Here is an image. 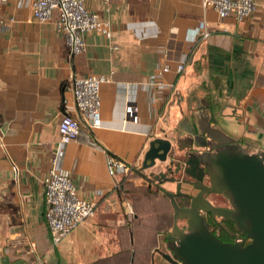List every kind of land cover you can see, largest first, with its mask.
I'll return each mask as SVG.
<instances>
[{
  "label": "crops",
  "instance_id": "1",
  "mask_svg": "<svg viewBox=\"0 0 264 264\" xmlns=\"http://www.w3.org/2000/svg\"><path fill=\"white\" fill-rule=\"evenodd\" d=\"M254 2L253 14L234 24L203 13L200 0H84L109 22L111 38L85 35L84 52L72 58L53 17L39 24L28 0L0 2V264H108L123 252L122 234L131 220L133 234L149 242H130V264L150 263L167 202L141 191L132 174L113 189L105 159L137 165L166 123L188 116L192 107L264 153V0ZM202 19L210 35L191 45L190 30ZM181 62L184 71L177 75L173 67ZM163 64L170 71L159 77ZM108 74L112 81L99 87L101 128L89 131L79 121L77 138L60 147L55 161L94 212L50 248L41 180L50 168L61 99L69 79ZM127 104L136 107L135 124L122 123ZM69 112L74 114L71 107ZM97 191L104 196L97 198Z\"/></svg>",
  "mask_w": 264,
  "mask_h": 264
},
{
  "label": "built area",
  "instance_id": "2",
  "mask_svg": "<svg viewBox=\"0 0 264 264\" xmlns=\"http://www.w3.org/2000/svg\"><path fill=\"white\" fill-rule=\"evenodd\" d=\"M6 0H0L4 2ZM31 18L39 24L47 23L53 17V27L60 33L67 51V57H74L84 52L83 38L89 33L102 36L106 40L111 38L110 24L101 20L89 11L84 0H28ZM106 4L108 0H100ZM204 13L210 10L219 21L230 19L234 24L248 19L255 10L254 0H200ZM189 44L205 41L210 35L206 21L202 19L190 30ZM170 68L163 64L156 72L157 76L167 74ZM175 74L184 71L183 62L173 67ZM112 81L108 75H87L73 77L67 83V95L62 96V114L58 120L57 139L50 160V168L41 180L43 189V218L50 248L57 244L79 224L90 218L94 212V204L79 198L70 177L55 168L60 147L73 142L79 133L80 122L89 131L101 128L99 117V87ZM156 85H159L156 83ZM167 88H173L166 85ZM72 108L74 114L69 112ZM136 107L127 104L123 111L122 123L137 122ZM0 151H5V144L0 133ZM134 166L107 157L105 170L107 176L113 180V189H117L122 179L126 178ZM97 198L103 197L102 191L95 192ZM123 209L128 220L132 219L130 204L124 201Z\"/></svg>",
  "mask_w": 264,
  "mask_h": 264
},
{
  "label": "water",
  "instance_id": "3",
  "mask_svg": "<svg viewBox=\"0 0 264 264\" xmlns=\"http://www.w3.org/2000/svg\"><path fill=\"white\" fill-rule=\"evenodd\" d=\"M147 146L144 162L154 156L163 160L169 150V143L158 138ZM206 173L210 187L205 193L221 195L231 210L212 207L199 196L191 199L188 208H179L174 195L163 191L172 212L170 235L175 246L171 256L156 253L169 264H264V154L248 157L226 149L211 157ZM198 211L232 223L243 237L220 242L208 232ZM183 219L185 232L176 226Z\"/></svg>",
  "mask_w": 264,
  "mask_h": 264
},
{
  "label": "flooded vegetation",
  "instance_id": "4",
  "mask_svg": "<svg viewBox=\"0 0 264 264\" xmlns=\"http://www.w3.org/2000/svg\"><path fill=\"white\" fill-rule=\"evenodd\" d=\"M202 111V108L192 107L188 116L181 114L173 130L161 131V137L158 139L169 143V150L164 155V159L160 160V156H154L152 160L147 159L144 162L147 146L130 174L140 180L141 191L144 190L147 194H159L169 206L168 199L162 194L163 191L174 195V201L179 208H188L191 199L199 196L212 207L231 210L227 200L221 195L205 193L210 187V178L206 173L209 160L226 149H232L248 157L264 153L253 151L250 142L246 139L232 137L214 116L202 115ZM144 166L146 167L143 168ZM198 214L203 219L208 232L220 242L233 243L243 237L234 229L232 223L206 212L198 211ZM185 222V219L176 221L177 228L182 232L186 230ZM172 224V212L169 217L160 218L157 221L156 227L166 225L167 230L166 235L160 233V237H163V250H158L159 244L157 243V253L171 256L172 248L175 246L170 235ZM220 230L226 233L218 238ZM232 232L235 233L232 234ZM244 243L246 244L247 241L245 240ZM157 253L155 252V257L148 264H156L157 259L160 264H169Z\"/></svg>",
  "mask_w": 264,
  "mask_h": 264
},
{
  "label": "rangeland",
  "instance_id": "5",
  "mask_svg": "<svg viewBox=\"0 0 264 264\" xmlns=\"http://www.w3.org/2000/svg\"><path fill=\"white\" fill-rule=\"evenodd\" d=\"M185 115H186V113H185ZM176 120H177V118H174L172 121H168V123H166V127H167V130H169V132H170V130L174 129L173 127H174V125L177 122ZM221 126H222L223 129H225L224 128V126H225L224 124H221ZM166 215H167V217H169L171 215V208L169 207V205L167 203H166ZM132 222L133 221L131 220V222L128 225L131 226ZM130 226L127 227V229H125L123 231V234H122V244H123V248H124L123 252L120 254L119 257H117V259L115 261L109 262L108 264H130L131 258H132V251H133V249H132V247L130 245V242H132L133 240L139 239V238H141L140 242H142V243L149 242V239H146V238H148L146 236H143V237H139L138 236L137 237L136 235H134L132 230H131V228H130ZM165 227H166V225L163 227V230H162L163 232H161L162 235H166V233H167V230H166ZM162 239H163V237H160V236L158 237V244H159L158 250H163V244H162L163 241H162ZM155 263L156 264H160V261L157 259V260H155Z\"/></svg>",
  "mask_w": 264,
  "mask_h": 264
},
{
  "label": "trees",
  "instance_id": "6",
  "mask_svg": "<svg viewBox=\"0 0 264 264\" xmlns=\"http://www.w3.org/2000/svg\"><path fill=\"white\" fill-rule=\"evenodd\" d=\"M226 232L224 230H220V233L218 235V238H220V236H224ZM235 233V232H232V234Z\"/></svg>",
  "mask_w": 264,
  "mask_h": 264
}]
</instances>
